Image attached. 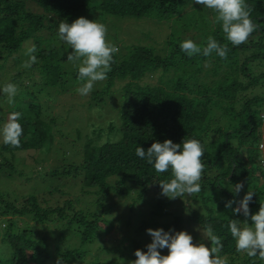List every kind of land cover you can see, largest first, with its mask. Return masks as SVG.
I'll list each match as a JSON object with an SVG mask.
<instances>
[{"label":"trees","instance_id":"obj_1","mask_svg":"<svg viewBox=\"0 0 264 264\" xmlns=\"http://www.w3.org/2000/svg\"><path fill=\"white\" fill-rule=\"evenodd\" d=\"M246 3L258 29L247 43L233 46L216 23V14L193 0H0V59L11 58L13 64L21 62L18 58L27 60L25 52L34 44L38 61L11 74L4 69L6 81L1 80L15 84L18 92L13 104L7 102L0 128L11 113L20 112L23 135L18 148L0 142V178L6 171L7 176L18 174L17 154H46L61 130L49 115L52 106L48 100L44 106L41 96L54 100L52 94L67 87L77 94L73 82L78 64L68 68L64 61L71 48L51 37L57 23L107 14L171 26L161 53L155 46L131 43L125 52L113 54L107 80L84 100L92 111L106 108L113 119L107 122V132L98 127L93 136H84L79 162L64 164L61 158L62 165L46 171L40 189L32 194L12 195L0 182V264H131L135 251L146 252L152 241L147 229L186 231L194 244L211 247L200 231L208 225L221 239L220 255L228 264H264L259 257L236 251L228 227L232 219L243 227L245 217L232 208L248 190L255 193L250 214L264 203V0ZM107 30L114 33L111 24ZM208 36L228 44L226 60L215 53L188 57L181 51L184 40L203 48ZM2 99L8 100L6 94ZM72 127L63 123V128ZM72 131L61 137L81 138L80 129ZM168 139L181 145L196 139L205 152L201 191L174 199L172 211L160 187L172 178L171 171L157 173L135 154L139 146L146 151ZM237 183H243L239 194L234 192ZM230 200L237 203L226 208ZM122 222L127 228L120 227ZM104 235L113 241L107 243ZM166 250L159 251L166 255Z\"/></svg>","mask_w":264,"mask_h":264},{"label":"clouds","instance_id":"obj_2","mask_svg":"<svg viewBox=\"0 0 264 264\" xmlns=\"http://www.w3.org/2000/svg\"><path fill=\"white\" fill-rule=\"evenodd\" d=\"M193 3L202 5L216 14V23L221 25L225 39L233 46L247 43L251 34L258 29V25L251 18L253 9L246 0H193ZM58 36L72 49L68 61L78 64V79L82 84L75 91L81 96L89 95L97 82L107 80L114 63L113 54L118 53L119 48L106 39L107 28L104 24L84 17L77 18L72 23L61 22L58 26ZM180 48L188 57L198 54L208 57L215 53L225 60L229 51L227 43L221 45L212 36L207 37L206 46L203 48L190 39L181 42ZM36 51L34 44L27 48L25 55L29 58L22 64L23 68L29 69L38 62L34 55ZM2 91L6 94L8 103L13 104L18 92L17 86L7 83ZM20 117V112L11 113L8 121L0 128V138L5 145L20 147V137L23 135ZM135 154L152 165L157 173L171 171L172 178L160 182L163 196L174 200L201 191L205 152L200 141L187 139L183 140L181 145L168 139L163 143H152L146 151L139 146ZM261 159L264 162V157ZM242 188L243 183H237L234 192L239 194ZM254 195V192L248 190L235 208H232L233 203H237L235 200L226 202V208H232L234 213H242L245 217L243 227L235 219L231 220L228 227L238 253H246L250 258L259 257L264 260V203H260L256 214H250L249 204ZM146 231L152 241L146 245V252L139 249L135 251L136 259L131 264H228L227 258L220 255L223 244L214 234L211 225L202 229V234L211 242V247L203 243L194 244L193 237L186 231L174 234L173 230L166 232L162 228H149ZM165 248L168 249V254L162 255L159 250Z\"/></svg>","mask_w":264,"mask_h":264},{"label":"rangeland","instance_id":"obj_3","mask_svg":"<svg viewBox=\"0 0 264 264\" xmlns=\"http://www.w3.org/2000/svg\"><path fill=\"white\" fill-rule=\"evenodd\" d=\"M37 7V6H36ZM34 8V7H33ZM39 10V8L37 7ZM41 11V10H39ZM83 17V16H82ZM80 18V17H79ZM89 18V17H88ZM77 19V18H76ZM75 19V20H76ZM93 20L98 23H103V20H107L108 24L106 25V28L111 24L114 28V33L107 30V34H109L111 37H108V42L111 44L116 45L119 48L120 51H126V45L127 44H139L144 46H155L158 53H161L164 49V43L167 40V37L169 36L171 32V26L169 22H157L155 20H150L146 18H140L136 19L129 16H114V15H107V14H100L99 19H89ZM70 23L68 21H63ZM60 23H57L59 26ZM58 26L54 28L53 32L51 33L52 39L57 40V44L59 45H67L63 41L59 39L58 36ZM43 31H40L41 34ZM49 35V34H48ZM47 35V36H48ZM108 35V36H109ZM116 36V38H114ZM45 37V36H42ZM116 40L123 41V44L117 42L115 44ZM28 46V45H27ZM72 51V49H69ZM118 52V53H119ZM19 57V56H17ZM21 62H17L13 64V59H0V61H3L2 64H0V117L5 116L7 111V99H2L4 93L1 91V88L6 85L4 81L6 79L4 78V75L6 74L4 69H9V74L15 73L17 69H25L22 67V64L26 61L25 58H18ZM65 66L68 68H71L72 66H76L77 64H74L71 61H68V56L64 57ZM262 70H264V61L261 62ZM64 65H62L63 70H65ZM209 64L205 65V68H208ZM77 66L75 67V69ZM155 77H148L146 80H150ZM167 78V76L165 77ZM4 81H2V80ZM73 88L76 89L77 87L81 86L82 82L79 79H74L73 82ZM104 81L97 82L94 85V89L102 86ZM121 85L123 83H120ZM70 87H67L66 90H62L60 92H57V94H52V96L56 97L54 100H50L48 96L42 95L41 100L44 102V106L51 105L52 107L49 109L51 116H53L58 123H60V131L55 133L54 141L49 149V151L44 153H39L35 151H29L21 154H17L15 164H16V171L18 174L13 173L14 177L7 176V171L3 172L1 174L0 182L1 187H4L6 191H8L10 194L15 196H20L22 194H32L35 192V185H36V191L40 189V183L43 182V178H45L46 175L44 173L46 171L51 170L55 165L59 164L62 165V159H64L63 163L65 162H73L77 163L80 161V154L82 153L83 149V140L85 137L93 136V130L95 128L101 127L103 128L104 132L108 131V125L107 122L110 119H113L112 114L108 111L105 113L106 108H96L95 111L90 110L86 104H84V100L88 96H83L80 98L78 95L70 92L68 89ZM61 89V88H59ZM58 89V90H59ZM65 89V88H62ZM77 93V92H76ZM46 100L47 103H46ZM121 100L119 99V106L120 108ZM264 107V105H263ZM53 108V109H52ZM54 114H53V112ZM103 113L102 116L99 114ZM261 114H264V109L261 111ZM58 115H61L62 119L59 118ZM226 119V118H225ZM225 119L221 120L222 122L225 121ZM69 123L72 126L71 130H74L75 132L77 129H80L82 132L81 138L74 140L72 138H65V140L61 137L64 133H74L71 130H68L66 128H63V123ZM117 123L115 120L114 125ZM118 128V127H117ZM116 131V130H115ZM120 134V133H119ZM119 134H116L119 137ZM85 136V137H84ZM103 138L105 135L102 136ZM102 139L99 141L101 142ZM2 141V138H0V142ZM99 142V143H100ZM62 150H64L65 154L61 155ZM62 158V159H61ZM9 172V171H8ZM21 175H19V173ZM71 181V178H69ZM184 199V198H181ZM171 205L168 207L169 211L175 210L176 208L173 206L174 200L169 199ZM121 228L125 229V224L122 222L120 225ZM127 228V227H126ZM202 233V230H200ZM111 237V238H110ZM103 240L107 243L113 241V237L111 235H104ZM168 254V249L166 250V255ZM162 255H164L162 253Z\"/></svg>","mask_w":264,"mask_h":264}]
</instances>
